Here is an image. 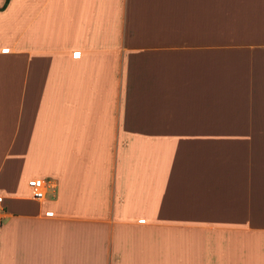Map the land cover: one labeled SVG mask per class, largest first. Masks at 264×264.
Returning <instances> with one entry per match:
<instances>
[{
	"label": "crops",
	"instance_id": "obj_1",
	"mask_svg": "<svg viewBox=\"0 0 264 264\" xmlns=\"http://www.w3.org/2000/svg\"><path fill=\"white\" fill-rule=\"evenodd\" d=\"M0 198V264H264V0H8Z\"/></svg>",
	"mask_w": 264,
	"mask_h": 264
},
{
	"label": "built area",
	"instance_id": "obj_2",
	"mask_svg": "<svg viewBox=\"0 0 264 264\" xmlns=\"http://www.w3.org/2000/svg\"><path fill=\"white\" fill-rule=\"evenodd\" d=\"M27 186L30 189L31 195L35 199H42L44 194L45 183L41 179H30L27 181ZM1 202V198H0ZM1 225V215H0Z\"/></svg>",
	"mask_w": 264,
	"mask_h": 264
},
{
	"label": "trees",
	"instance_id": "obj_3",
	"mask_svg": "<svg viewBox=\"0 0 264 264\" xmlns=\"http://www.w3.org/2000/svg\"><path fill=\"white\" fill-rule=\"evenodd\" d=\"M8 0H4L3 4L0 6V9L4 8Z\"/></svg>",
	"mask_w": 264,
	"mask_h": 264
}]
</instances>
